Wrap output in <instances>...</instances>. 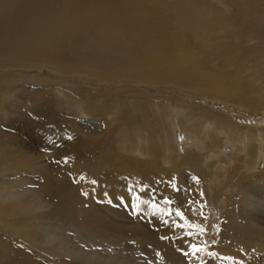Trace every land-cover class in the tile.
Returning <instances> with one entry per match:
<instances>
[{"label":"bare ground","instance_id":"1","mask_svg":"<svg viewBox=\"0 0 264 264\" xmlns=\"http://www.w3.org/2000/svg\"><path fill=\"white\" fill-rule=\"evenodd\" d=\"M117 10H120L119 16L116 14ZM131 13L137 16L134 20L131 19L135 25L126 22ZM150 14L153 13L149 10L147 12L145 0H0V258L6 260L5 264H112L107 260L108 255L113 254L117 247L122 249L129 241H135L138 244L137 250L142 253H145V248L153 252L160 247L165 249L158 245L161 244L159 240L143 231L121 225L102 224L91 216L89 202L85 199L89 194L100 198L107 193L108 197H123L130 204L131 197L126 191L128 180L125 178H135L142 184L147 183L157 188V200L164 196L174 198L175 193L167 186V181L175 178L178 185L188 188L183 184L186 177L190 181L192 198L200 201L202 198L197 194L202 191L200 180L210 176L204 168V149L208 151L207 155L219 160V164L225 162L223 150L218 149L221 141L217 133L215 137L214 134L213 137H207L206 134L208 140H203V150L200 145L202 152L200 148L190 149L184 155L181 167L173 171H162L152 164H131L115 157L109 147L103 149L102 133L107 128L108 121L100 119L99 116L102 115L96 112L99 105H95V100L105 101L106 93L92 90L81 83L105 80L103 76L106 74L98 69V63L102 66L116 60L123 63L125 71L132 72L130 75H136V71H139L138 63L142 65L149 59L159 57L163 49L171 53L174 47L170 43L171 47H166L168 37L164 36L166 34L163 28H158ZM111 19H114V27L106 24ZM130 25H134L139 34L132 33ZM177 53L183 57L187 55V52ZM177 61L178 59L176 63L179 62ZM43 67L49 69L51 78L57 77L55 81L49 80L50 78L47 80L58 84V88L67 92V112L60 111L59 106L57 107L59 102L46 95L47 85L50 83L40 80ZM150 68L153 69V66ZM122 70L119 72L122 73ZM111 71L113 72L112 69ZM64 73H72L70 75L74 80H68ZM72 99L74 106L69 107L68 103ZM107 101L103 104L107 105ZM19 105L26 110L16 114L13 119L14 108ZM127 115L125 114L126 118ZM144 122L146 129L152 128L146 120ZM176 123L173 125V132L177 130ZM234 127L238 132V125L234 124ZM257 131L259 148L257 147L256 158L264 160V136L260 127ZM179 135L184 134L178 133ZM242 135L239 134L236 139L234 136L233 143L242 145L251 157V153L246 150L248 143ZM35 148L39 155L33 153ZM46 150L56 151L52 168L40 163V153ZM65 157H68L67 163L64 162ZM252 164L254 163L248 165L246 173L243 172L235 181L230 196L233 216L238 217L237 221L245 222L241 234L245 235L247 246L264 243V227H261L264 225V171ZM193 176L199 177V184L190 179ZM92 180H96L97 184L93 185ZM157 181L164 183L158 184ZM28 183L35 187H26ZM74 186L78 187L79 192L77 203H73L74 200L71 201L68 197V193L75 189ZM85 192L88 193L87 196L83 194ZM186 195L184 193L180 199H174L182 205ZM141 197L148 198V194L141 193ZM78 205L81 206L82 216L75 219L71 212ZM141 208L157 213L148 205H141ZM187 214L205 226L204 217L193 216L190 211ZM164 219L168 218L165 216ZM54 220L59 223L54 224ZM68 224L71 225V230L69 227L66 229ZM161 226V233H170L175 246H180L179 251L187 250L189 242L199 243L202 240L199 235L195 238L185 236L180 228H172L163 223ZM96 250L103 253L104 257L101 258L105 263L95 259L93 253ZM179 251L174 248L173 254L167 252L154 259L158 264H184L182 257L176 259ZM196 262L199 263L193 260V263Z\"/></svg>","mask_w":264,"mask_h":264},{"label":"rangeland","instance_id":"2","mask_svg":"<svg viewBox=\"0 0 264 264\" xmlns=\"http://www.w3.org/2000/svg\"><path fill=\"white\" fill-rule=\"evenodd\" d=\"M145 5L147 12L149 10L154 14L150 15L154 17L158 28H163L166 34L164 36L168 37L166 47L171 45L174 49L171 53L163 49L159 57L149 59L142 65L138 63L139 71H136V75H130L132 72L125 71L121 61L119 63V61L112 60L102 66L99 63L96 64L98 69L106 74L103 76L105 80L90 83L82 81L81 85L85 87L105 92V101L108 99L107 105L103 104L106 103L103 100H95V105H99L96 112L102 115L99 116L100 119L108 121L107 128L102 133L103 149L109 147L115 157L122 161L127 160L131 164H152L162 171H173L181 167L180 164L190 149L196 147L202 152L203 140H208L207 137L213 134L215 137L217 133L221 141L218 149L223 150L226 163L223 161V164H219V160L207 155L208 151L204 149L203 153L206 157L204 168L210 176L200 180V189L205 194L200 201L202 203L206 201L202 217L207 218L204 219L207 231L201 241H207L208 250L215 253L211 256L204 254V262L205 264H264V243L250 246L245 244V235L241 234L245 222L244 220L237 221L238 217L233 216L230 199L235 181L243 175V172L246 173L248 165L253 162L252 165L257 166L258 170L264 171V160L256 158L257 147L259 148L257 145L259 140L256 141L259 136L257 131L259 127L264 136V0H145ZM117 11L116 14L119 16L120 10ZM135 17L137 16L131 13L125 21L134 24L132 20ZM113 21L114 19L107 20L106 24L114 27ZM134 25H130L129 29H132V33L139 34V30L134 28ZM163 52H167L168 55L166 56L167 53L163 54ZM177 52L183 54L187 52L188 56L183 57ZM177 59L178 63H176ZM192 62L194 65L191 64ZM189 63L191 65H188ZM192 65L195 67L193 68ZM152 66L153 69L150 68ZM120 70L122 73L119 72ZM41 72L40 80L43 83L57 79V77L51 78L47 67H43ZM124 72L127 73L124 74ZM70 74L72 75L68 73L65 76L72 81L74 79ZM65 76L63 77L66 78ZM57 85L52 82L47 85L46 95H50L52 100L59 102L58 109L65 113L67 112L65 108L67 92L58 88ZM73 100L69 101V107L74 106ZM103 108L106 109L104 112ZM176 109H180L179 112ZM25 110L22 105L16 106L13 119L16 114ZM125 114H128L129 119L125 117ZM143 119L149 123L151 129L144 127L145 120ZM175 123L178 131L173 132ZM234 124L238 125V132ZM178 133L184 134L181 135L183 139L180 135L178 136ZM241 133L248 143L246 150L248 149L251 153V157L244 151L242 145L233 143V137L235 136L236 139ZM175 134H177L176 137ZM155 145L158 146L157 149L154 148ZM32 151L35 155H39L36 148ZM40 154L43 156L39 158L42 159L41 161L38 159L40 163L52 168L56 151L46 150ZM211 154L214 155V152ZM183 184L190 188L188 178L185 177ZM26 187L32 189L35 185L28 183ZM74 188L68 193V197L69 200H74L73 203H77L79 200L78 187L74 186ZM181 196H184V193L174 194L176 199H180ZM87 199L85 200L89 202L91 216L97 218L102 224L121 225L125 228L143 231L159 240L161 244L158 245L165 248L160 247L156 252L145 248V253H142L141 250H137L138 244H135V241H129L122 246L125 247L124 250L117 247V250L112 252V256L108 255L110 258L106 257L110 263L158 264L155 260L156 256H163L167 252L173 254L174 248L179 251L180 246H175L171 234L161 233V220L165 218L162 213L147 212L146 208H142V211L137 214H130L129 208L117 206L121 204V200L115 195L106 198L103 194L100 198H96L93 194H89ZM109 200H112L111 203ZM48 204L50 205V202ZM80 207L78 205V209L75 208L71 212L75 219H80L82 216ZM232 222H234L233 225ZM53 223L59 222L54 220ZM68 227L71 230V225L68 224L66 229ZM135 232L134 234L137 233ZM161 237H167V239H161ZM181 242L183 245L182 239ZM101 253L100 250L93 253L97 261L104 257ZM181 257L184 264H199L185 258L182 251H179L176 259ZM1 258L0 264H5L6 260ZM102 262L105 263L103 260Z\"/></svg>","mask_w":264,"mask_h":264},{"label":"snow or ice","instance_id":"3","mask_svg":"<svg viewBox=\"0 0 264 264\" xmlns=\"http://www.w3.org/2000/svg\"><path fill=\"white\" fill-rule=\"evenodd\" d=\"M71 139V137H69ZM181 139L183 137L181 136ZM55 144V142H53ZM68 157L64 158V162L67 163ZM83 179V177H81ZM128 180V185L126 191L129 193L131 197V203L129 205L128 201H125L123 197L120 198L121 204L117 205L124 206L129 208L130 214H137L138 211H142L141 205L150 206L154 212L162 213L168 219H162L161 222L165 225H168L172 228H180L183 230L184 235L187 237L195 238L198 235L203 236L207 229L203 223L199 222L196 219H192L187 214L189 211L193 214V216H203V208L206 204L205 202H201L199 200L193 199V193L190 188H184L178 183H176L175 178L167 181V186L171 188L174 193H186L184 203L178 204V202L169 196H164L163 199L157 200V196L159 195L158 189L147 183H141L139 180L135 178H125ZM196 184H199V177H190ZM91 183L93 185L97 184L96 180H92ZM156 183H164L163 181H157ZM141 193H147L148 198H142ZM85 196L88 195L87 192L83 193ZM197 194L203 198V191H198ZM105 197L107 198V193H105ZM109 203L111 201L109 200ZM161 205H166L167 207H161ZM206 220L207 218L204 217ZM161 239H167V237H161ZM215 243V241H212ZM182 254L185 258L190 261L195 260L199 261V264H205L203 255H215V253L208 250V242L200 241L189 242V247L187 250H181Z\"/></svg>","mask_w":264,"mask_h":264}]
</instances>
